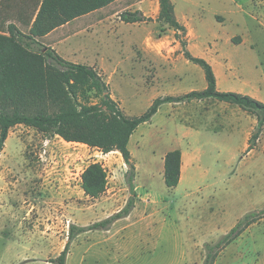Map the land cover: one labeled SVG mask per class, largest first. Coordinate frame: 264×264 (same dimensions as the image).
<instances>
[{
    "label": "rangeland",
    "instance_id": "obj_1",
    "mask_svg": "<svg viewBox=\"0 0 264 264\" xmlns=\"http://www.w3.org/2000/svg\"><path fill=\"white\" fill-rule=\"evenodd\" d=\"M141 1L123 0L40 39L41 47L67 61L100 67L112 98L130 117L143 115L160 97L207 87L204 71L186 60L168 26L154 20L117 33L97 30L106 14L121 15L127 4ZM172 1L187 28L188 49L213 66L218 90L264 103V0ZM146 37L148 59L138 46ZM233 112L256 120L238 106L207 99L164 104L140 125L129 144L135 208L109 230L76 237L66 264H203L206 245L217 244L251 213L263 217L222 250L215 264H264V131L247 152L242 136L227 134L224 119ZM176 149L183 155L182 182L169 189L164 158ZM94 162L107 170L108 189L90 199L81 175ZM129 173L119 152L103 154L23 125L12 128L0 154V264H54L71 225L89 227L126 206Z\"/></svg>",
    "mask_w": 264,
    "mask_h": 264
},
{
    "label": "trees",
    "instance_id": "obj_2",
    "mask_svg": "<svg viewBox=\"0 0 264 264\" xmlns=\"http://www.w3.org/2000/svg\"><path fill=\"white\" fill-rule=\"evenodd\" d=\"M116 1L0 0V154L9 131L23 125L48 138L58 136L67 143L83 144L103 154L119 152L130 168L127 182L131 197L126 206L110 218L89 227L71 225L65 249L52 261L54 264H66L70 245L79 235L109 230L115 222L131 215L137 193L129 144L139 126L149 123L162 105L213 99L238 106L257 119L247 152L255 149L264 131V103L248 95L218 90L213 66L188 49L187 28L178 20L172 0H158L156 22L175 32L183 56L204 71L207 87L179 97H160L139 117L124 113L112 98L109 85L94 67L67 61L53 48L41 47L40 39L59 27ZM120 17L126 24L154 21L140 11L125 12ZM18 24L28 32H23ZM182 164L183 155L179 149L165 156L164 182L167 188L179 186ZM81 181L85 196L97 199L108 189L107 170L99 162L91 163L83 171ZM262 217L263 214H248L217 244H207L203 264H215L220 252Z\"/></svg>",
    "mask_w": 264,
    "mask_h": 264
},
{
    "label": "crops",
    "instance_id": "obj_3",
    "mask_svg": "<svg viewBox=\"0 0 264 264\" xmlns=\"http://www.w3.org/2000/svg\"><path fill=\"white\" fill-rule=\"evenodd\" d=\"M122 1L123 0H118L115 3L111 4L110 6L104 8V9L98 10L96 12H93V13L104 11V10L108 9L109 7H111V6L119 4ZM150 1H153V2H151L152 7H150L149 9H147V8L145 9V7L143 5H145L147 2H150ZM175 10H176V8H175ZM123 11H125V12H133V13H135L137 11H140L146 17H148V11H151V12L155 13V16H153L152 18L156 22V18L158 17V14H159V1L158 0H143L141 2L129 3V4H127V6L124 7ZM120 12H122V11H120ZM120 12L119 11H115L114 13L106 14L102 19H100L98 21V24L96 25L97 30L102 29L106 33H110V32L117 33V31L119 29H122V28H137V27L140 28V27H142L143 25L146 24L144 22L135 23V24H126V23H124L121 20L120 16L122 14L120 15ZM176 15H177V13H176ZM177 18L180 21V18L178 16H177ZM150 40L151 39L149 37H146L144 40H142L141 42L138 43V46L144 51V56H143L144 59H148V56L145 55V54H146V52H148V47L147 46L150 44ZM135 47H136V45L134 43L133 44V50H134ZM134 53H135V50H134ZM94 66H91V67H94ZM95 69L96 70H98V69L102 70L98 66ZM231 116L232 117H230V118H225L224 119L225 120L224 121V125H226L225 128L227 129L228 136L230 138H233V137H235V136H237L239 134L240 136L243 137L245 146H248V141H249V139L251 137V134H252L253 130L255 129V127L257 125V119L255 120V119H253V117L252 118L245 117L246 118L245 119L238 112H233V115H231ZM197 160H198V156H197V158L195 157V159H193V162L196 163ZM163 176H164V168H163ZM181 176H182V174H181ZM181 182H182V178H181V181H180L179 185H181Z\"/></svg>",
    "mask_w": 264,
    "mask_h": 264
}]
</instances>
